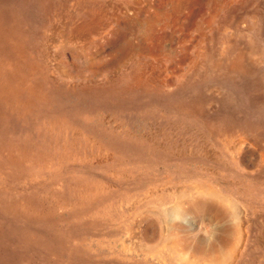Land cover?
Wrapping results in <instances>:
<instances>
[{
  "label": "rangeland",
  "instance_id": "374dc122",
  "mask_svg": "<svg viewBox=\"0 0 264 264\" xmlns=\"http://www.w3.org/2000/svg\"><path fill=\"white\" fill-rule=\"evenodd\" d=\"M0 264H264V0H0Z\"/></svg>",
  "mask_w": 264,
  "mask_h": 264
},
{
  "label": "bare ground",
  "instance_id": "6f19581e",
  "mask_svg": "<svg viewBox=\"0 0 264 264\" xmlns=\"http://www.w3.org/2000/svg\"><path fill=\"white\" fill-rule=\"evenodd\" d=\"M234 55V54H233ZM242 59L244 60V53L240 52L238 54H236V56L234 57H231L229 58V61L224 63V64H220V63H217V66L223 68V72H224V76L226 77V80H230L229 82H232V80L235 82V77H238V75L240 74H247V70L245 69V66L242 62ZM220 69V68H219ZM205 78V77H204ZM242 83V82H241ZM239 85V84H238ZM239 88V87H238ZM242 89V88H240ZM255 92V90H254ZM253 92V93H254ZM176 95V94H175ZM243 95V94H242ZM178 97V96H177ZM260 97V96H258ZM261 97L260 99L258 100L256 97H255V94L253 95L252 97V101L251 102V105L253 106L254 104H256L257 102L260 103L261 101ZM248 108V107H247ZM180 109V108H179ZM216 110V109H214ZM198 113H203V110L201 112V110L198 109ZM248 113V112H247ZM199 116V115H198ZM191 117V116H190ZM194 117V116H193ZM192 118V117H191ZM195 118V117H194ZM193 119V118H192ZM188 121V120H187ZM194 121H196L194 119ZM195 123V122H194ZM197 125V124H196ZM189 127V126H188ZM218 127H222V126H218ZM210 128V127H209ZM225 128H232V125H227L225 126ZM211 129V128H210ZM211 132L214 133L213 129H211ZM149 138V137H148ZM132 148V146H131ZM141 149V148H140ZM165 157V156H164ZM219 166V165H218ZM147 184V183H146ZM207 186V185H206ZM200 189V188H199ZM191 197L195 198L196 195L194 193V195L192 194ZM197 198L199 199L198 202L201 203L200 204V207L203 209V210H207V209H210L211 206L217 208V209H222L224 210L225 212H229L230 210H236V207L234 205V203H232V201L227 198V197H224L222 196L218 191H215L214 189L212 188H206V189H202V190H199L198 193H197ZM185 216V215H184ZM156 221V220H155ZM160 222V220H159ZM151 224L152 222L150 220H147V228L148 230L150 229L151 227ZM159 228V227H158ZM162 228V227H161ZM161 230V229H160ZM156 231V230H155ZM159 231V230H158ZM157 236V235H156ZM155 236V237H156ZM146 239L148 241H152L153 237H154V234L152 233V229H150V233L146 234ZM228 243V241H227ZM183 246L182 247H186L187 244L184 242L182 244ZM200 246V245H199ZM199 248V247H198ZM202 250V249H201ZM197 253L199 255H202L203 257L205 256L203 250L202 251H197ZM214 256L216 258H219V257H222L223 256V253H220L218 252V254H214Z\"/></svg>",
  "mask_w": 264,
  "mask_h": 264
},
{
  "label": "crops",
  "instance_id": "0c3cea01",
  "mask_svg": "<svg viewBox=\"0 0 264 264\" xmlns=\"http://www.w3.org/2000/svg\"><path fill=\"white\" fill-rule=\"evenodd\" d=\"M233 203V202H232Z\"/></svg>",
  "mask_w": 264,
  "mask_h": 264
}]
</instances>
